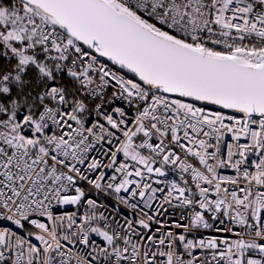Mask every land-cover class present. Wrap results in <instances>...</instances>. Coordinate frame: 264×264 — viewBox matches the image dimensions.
<instances>
[{
  "label": "snow or ice",
  "instance_id": "obj_1",
  "mask_svg": "<svg viewBox=\"0 0 264 264\" xmlns=\"http://www.w3.org/2000/svg\"><path fill=\"white\" fill-rule=\"evenodd\" d=\"M0 264H264V0H0Z\"/></svg>",
  "mask_w": 264,
  "mask_h": 264
}]
</instances>
